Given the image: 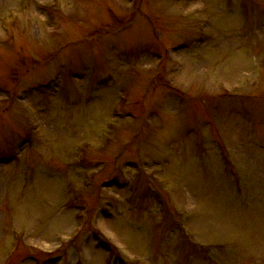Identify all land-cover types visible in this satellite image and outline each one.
Instances as JSON below:
<instances>
[{"label": "rangeland", "instance_id": "obj_1", "mask_svg": "<svg viewBox=\"0 0 264 264\" xmlns=\"http://www.w3.org/2000/svg\"><path fill=\"white\" fill-rule=\"evenodd\" d=\"M0 264H264V0H0Z\"/></svg>", "mask_w": 264, "mask_h": 264}]
</instances>
